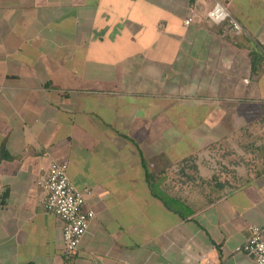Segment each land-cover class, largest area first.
<instances>
[{"label":"crops","instance_id":"crops-1","mask_svg":"<svg viewBox=\"0 0 264 264\" xmlns=\"http://www.w3.org/2000/svg\"><path fill=\"white\" fill-rule=\"evenodd\" d=\"M53 163L91 189L71 258ZM263 226L264 0H0V264H255Z\"/></svg>","mask_w":264,"mask_h":264},{"label":"built area","instance_id":"built-area-1","mask_svg":"<svg viewBox=\"0 0 264 264\" xmlns=\"http://www.w3.org/2000/svg\"><path fill=\"white\" fill-rule=\"evenodd\" d=\"M208 18L217 25L228 23L233 32L241 30L239 24L219 3L208 13ZM191 22L188 19L185 25L188 26ZM38 184L45 193L42 201L44 211L57 217L62 223L63 255L71 258L77 253L89 224L95 218L94 213L86 209V198L91 195V189L87 186H74L65 163H53L46 177ZM235 252L250 257L255 264H264V226L252 229L248 241Z\"/></svg>","mask_w":264,"mask_h":264},{"label":"rangeland","instance_id":"rangeland-1","mask_svg":"<svg viewBox=\"0 0 264 264\" xmlns=\"http://www.w3.org/2000/svg\"><path fill=\"white\" fill-rule=\"evenodd\" d=\"M247 126H252L251 124L250 125H246L245 126V128L247 127ZM245 144H250L248 141H246L245 142ZM214 160V162L215 163H217L215 160L216 159H213ZM219 163H218V165H216V167H217V169L216 170H214L213 172H210L209 173V178H208V182H202V186H203V188H201L200 189V192H201V194H202V196L204 197V196H206V195H212L213 197L215 196V197H217V196H219L220 194H218V190L216 189V185L214 184V179H215V175L217 174V172L220 170V168H219ZM218 168H219V170H218ZM241 173H234V177H239V175H240ZM237 178H235V179H237ZM219 183V182H218ZM236 183H238V182H236ZM237 188H232V189H224V190H227V193L228 192H230L231 190H236ZM223 190V191H224ZM197 191V193L199 192V190H196Z\"/></svg>","mask_w":264,"mask_h":264},{"label":"trees","instance_id":"trees-1","mask_svg":"<svg viewBox=\"0 0 264 264\" xmlns=\"http://www.w3.org/2000/svg\"><path fill=\"white\" fill-rule=\"evenodd\" d=\"M147 180L150 181V178L147 177ZM149 185L151 193L155 198L159 199L164 205L172 206L173 202L170 199H167V197H165L161 192H159L154 184L150 183Z\"/></svg>","mask_w":264,"mask_h":264}]
</instances>
